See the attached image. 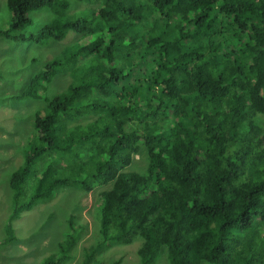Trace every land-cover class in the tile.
I'll list each match as a JSON object with an SVG mask.
<instances>
[{"label":"trees","instance_id":"obj_1","mask_svg":"<svg viewBox=\"0 0 264 264\" xmlns=\"http://www.w3.org/2000/svg\"><path fill=\"white\" fill-rule=\"evenodd\" d=\"M79 1L95 11L25 36L28 14L54 0H6L2 38L80 36L9 98L41 103L9 175V220L61 190L110 186L81 264L135 238L140 264L164 251L168 264H264V0ZM58 76L68 84L48 95ZM141 155L145 173L124 171ZM77 240L68 231L42 264Z\"/></svg>","mask_w":264,"mask_h":264},{"label":"rangeland","instance_id":"obj_2","mask_svg":"<svg viewBox=\"0 0 264 264\" xmlns=\"http://www.w3.org/2000/svg\"><path fill=\"white\" fill-rule=\"evenodd\" d=\"M95 9V5L79 0H54L31 11L28 14L31 23L22 32L25 36L35 34L43 25L74 19ZM11 18L6 0H0V31L10 27ZM79 41L80 36L73 31H69L62 40L40 43L0 37V264H42L49 257L57 260L61 256L58 244L68 231L78 240L62 264H81L85 251L101 240L96 234V209L101 193L110 186H96L87 194L75 189L59 191L51 201L9 220L12 214L9 175L24 165L23 146L27 135L33 131L34 112L39 106L30 98L23 101L9 98L23 95L28 78L40 75L48 63ZM68 82L66 77H56L49 86L50 94L56 95ZM144 156L134 158L125 171L145 173L147 162ZM29 193L27 186L25 195ZM70 215L73 217L71 221ZM7 223L11 226L14 240L6 243ZM71 227L73 231H70ZM140 244V238H135L130 244L106 243L94 264H140L137 255ZM154 264H168L165 251L158 255Z\"/></svg>","mask_w":264,"mask_h":264},{"label":"clouds","instance_id":"obj_3","mask_svg":"<svg viewBox=\"0 0 264 264\" xmlns=\"http://www.w3.org/2000/svg\"><path fill=\"white\" fill-rule=\"evenodd\" d=\"M5 39V38H4ZM8 40V39H7ZM28 42H32V41H28ZM48 95H51V96H53V95H55V94H50V92L48 93ZM35 101V100H34ZM35 103H38L39 104V106L37 107V109H39L40 107H41V103L39 102V101H36ZM138 156H135L134 158L136 159ZM144 158H145V160H146V157L144 156ZM146 162H147V160H146ZM147 167V166H146ZM128 168V167H127ZM126 168V169H127ZM124 171H125V169H124ZM61 191H63V190H61ZM30 192H31V189H30ZM30 194V193H29ZM26 196H28V195H25V197ZM47 203V202H46ZM10 207L12 208V201H10ZM31 211V210H30Z\"/></svg>","mask_w":264,"mask_h":264},{"label":"crops","instance_id":"obj_4","mask_svg":"<svg viewBox=\"0 0 264 264\" xmlns=\"http://www.w3.org/2000/svg\"><path fill=\"white\" fill-rule=\"evenodd\" d=\"M69 13H71V12H69Z\"/></svg>","mask_w":264,"mask_h":264}]
</instances>
